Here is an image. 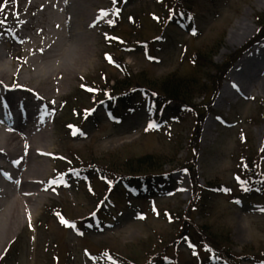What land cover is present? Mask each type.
<instances>
[{
  "label": "rangeland",
  "instance_id": "1",
  "mask_svg": "<svg viewBox=\"0 0 264 264\" xmlns=\"http://www.w3.org/2000/svg\"><path fill=\"white\" fill-rule=\"evenodd\" d=\"M96 1L100 14L107 15H101L96 27L99 35L92 64L81 71L63 96L48 108L47 113L54 118V123L49 120L54 148L49 164L51 180L67 172L64 163L59 162L61 154L76 163H83L92 155L99 160L113 153L122 159L149 152L171 156L162 160L160 174L164 176L148 177L155 183L146 194L123 189V182L107 194L105 185L109 180L96 176V172L87 179H83L80 171L66 175L63 182L45 192L49 198L38 216L22 225L15 235L13 242L18 241L11 263L121 264L104 255L105 250H114L136 256L140 264H264V211H261L264 209V95H238L236 101L226 99L217 106L231 70L243 55L225 76L203 122L195 166L197 183L203 189L225 186V189L214 188L218 196L203 194L206 209L200 204L190 211L195 183L190 173L181 169L182 163L190 157L188 142L197 122L193 109L173 103L162 108L152 103V98L143 91L117 105H105L100 103V97L98 102H92L91 95L95 91L86 90L87 87L98 90L96 82L103 85L105 75L123 79L125 72L132 76L133 84L143 80L162 85L176 71L191 75L192 52L211 49L215 44L217 52L213 53V62L223 64L229 56L252 45L259 34L261 18L264 19V3L183 0L194 11L191 22L172 20L168 24L162 18L169 17L166 0ZM28 2L0 0V38L14 51L18 48L13 37L18 31L17 20L33 16L26 10ZM241 19L246 21L252 34L243 44L231 48L227 42L229 33ZM111 34L132 42V46H114ZM110 49L127 67L116 68L110 64L105 57ZM7 52L9 55V50ZM16 53L6 60L14 70H21L26 76L28 69L22 70L20 56ZM148 56L155 60H149ZM201 78L203 83L209 81L206 74ZM11 83H17V79ZM208 98V94L202 95L194 102L200 104ZM208 121L211 124L207 130ZM71 122L78 133L68 126ZM154 122L158 125L149 129V123ZM177 149L179 152L174 158ZM251 170L253 174L249 173ZM55 204L64 208L73 223L61 221L51 213L50 207ZM163 209L178 213L179 219L165 216ZM138 215L144 219H137ZM183 218L193 227L189 229L193 238L188 235L178 246L169 245L180 234ZM207 224L212 225V234L227 235L230 244L226 248L231 255L209 248L214 245L201 231ZM160 238L164 241L161 248H157L155 243ZM164 247L168 248L166 254L149 263L148 255L161 253ZM3 256L0 264H3Z\"/></svg>",
  "mask_w": 264,
  "mask_h": 264
},
{
  "label": "bare ground",
  "instance_id": "2",
  "mask_svg": "<svg viewBox=\"0 0 264 264\" xmlns=\"http://www.w3.org/2000/svg\"><path fill=\"white\" fill-rule=\"evenodd\" d=\"M96 5V0H29L26 10L33 16L17 20L13 33L18 48L0 38V258L21 226L41 212L49 198L45 192L57 185L50 183L49 120L54 118L47 112L92 64L101 19ZM251 34L241 19L229 33L228 46L243 44ZM7 50L20 56L26 76L6 60ZM254 93L264 95V41L233 67L217 106Z\"/></svg>",
  "mask_w": 264,
  "mask_h": 264
},
{
  "label": "trees",
  "instance_id": "3",
  "mask_svg": "<svg viewBox=\"0 0 264 264\" xmlns=\"http://www.w3.org/2000/svg\"><path fill=\"white\" fill-rule=\"evenodd\" d=\"M166 2V10L169 11V17L162 18L165 19L168 24L172 20H179L180 22H184V20H187L188 22H191L194 11L190 6L186 5L183 0H166ZM261 19L262 21H260L259 23V34L253 40L252 44L264 38V19ZM112 43L114 44V46H118L119 44L121 46L126 45L127 47L132 46V42L126 41L120 36L115 37V41H112ZM249 46L250 45L245 47L244 50H246ZM216 47L217 45L215 44V46L211 49L208 48L209 50L197 49L192 52L190 57L191 64L193 65L191 75H181L178 71L173 72L164 80L162 85L148 83L143 80H137V83L133 84L131 81L132 76L127 72H125L126 74L123 79L107 78V76L105 75L102 78L103 85L96 82L98 90L96 89L89 91V93H93L95 91L94 95L90 94L92 102H98L100 99L105 100V102L123 101L125 99H129L137 92L144 91L150 98H152V103H158L162 106V108H165L164 106L175 102L179 105H183L187 108L193 109L196 112V126L188 142V152L190 157L189 159L185 160L184 163H182L181 167V169H185L190 173L193 182L195 183V196L193 197L192 203L190 205L191 212L194 211L195 208L200 204H203V209L207 208V205L204 202V193L208 192L209 194L212 193L210 195L218 196L219 194L215 193L218 192V190H215L214 188L219 187L221 189H225V186L223 184L214 185L211 187V189L209 186L206 189L200 188L199 184L197 183L198 174L195 170L197 157L200 151L199 143L201 139L203 122L208 115V111L210 110V107L212 106L218 94L219 88L221 87V84L225 79V76L227 75L229 69L244 52V50L241 51V53L236 52L234 55L229 56L228 61L224 62L223 64H215L213 62V53L217 52ZM105 57L106 59L109 58L113 60V63L118 68H122V66L127 67L122 58L119 57L112 49L106 51ZM202 74L207 75V79H209L207 83L202 82ZM207 94L209 95V98L206 101L200 104H196L194 102L197 97ZM99 97L100 99H98ZM84 112H88V110L85 109ZM178 152L179 149H177V151L174 153V158H176ZM170 156V154L159 156L153 152H149L142 156H127L122 159L120 158L119 154L113 153L111 155H106L105 158H99V160L92 155L87 161H84L83 163H61H64L63 167H68L72 171H74L77 167H82V172L84 173L83 177L96 172V174L100 178H107L109 180V182L105 185L107 194L112 192L114 190V186L119 182H123V185H121L123 189H127L132 193L146 194L147 192L149 193V186L151 187V185L155 183V181L153 182L148 177L164 176L163 174H160L163 162L162 160L164 157L170 158ZM172 160L173 159H169V161ZM89 171L90 173L88 174ZM252 171L253 170L249 171V173L253 174ZM138 184H141V186L143 187H141L140 189ZM53 213L60 219L66 218L63 208H61L59 205L53 207ZM163 214H167L165 216L169 218H178V213L172 212V210L163 209ZM180 227V234L175 239V241L173 243H170L169 245L174 244L175 246H178L179 243L188 235H191L193 238L194 235L189 233V229H193V227H191V225L184 218L182 219V225ZM211 227V224H207L206 226H203L201 228V231L205 235H207L208 240L214 245L213 247L218 253H222V251H224L227 252V254L231 255L228 251V248H226L230 244L227 235H214L211 233ZM195 236L197 235L195 234ZM163 241V238H160L159 242L155 243V246L157 248H161V244L163 243ZM150 242L153 243V240L150 239ZM15 247L16 245L14 244L8 250L4 258V264H13L11 263V257L12 254H14L13 252ZM167 250L168 248L164 247L162 248L161 253L157 252L153 255L147 254L149 257L148 262L150 263L153 261V259L159 258L162 254H166ZM106 252L109 258L114 262L117 261L121 264H140V262H138V260L135 258L136 256H127L114 250H106ZM231 257L234 258L233 256Z\"/></svg>",
  "mask_w": 264,
  "mask_h": 264
},
{
  "label": "snow or ice",
  "instance_id": "4",
  "mask_svg": "<svg viewBox=\"0 0 264 264\" xmlns=\"http://www.w3.org/2000/svg\"><path fill=\"white\" fill-rule=\"evenodd\" d=\"M116 2V0H113V3H115ZM5 3H7V0H5ZM0 10H2V9H0ZM101 15L102 16H104V15H107V13H101ZM0 23H2V22H0ZM194 34V33H193ZM149 60H155V58L154 57H151V56H148L147 57ZM158 62V61H157ZM87 115V114H86ZM156 127V125L154 124V123H149V129H151V128H155ZM147 130V129H146ZM75 134V133H74ZM60 182H63V178L62 177H59V178H57V180H55V181H51L50 183H52V184H56V183H60ZM153 211L155 212L156 210H155V208H153ZM261 211H264V209H261ZM157 215H158V213H157ZM165 215H167V214H165ZM137 219H144V217L143 216H137Z\"/></svg>",
  "mask_w": 264,
  "mask_h": 264
}]
</instances>
